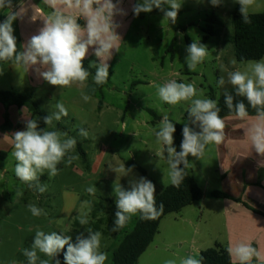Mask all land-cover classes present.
I'll return each mask as SVG.
<instances>
[{
  "label": "rangeland",
  "instance_id": "obj_1",
  "mask_svg": "<svg viewBox=\"0 0 264 264\" xmlns=\"http://www.w3.org/2000/svg\"><path fill=\"white\" fill-rule=\"evenodd\" d=\"M177 2L181 7L175 23L150 12H141L136 16L127 35L119 42V52H115L113 63H108L109 77L104 84H95L91 76L86 84L80 86L78 83L70 87L48 84L39 90L38 102L49 115L57 111L55 105L58 102L63 103L68 115L59 121L53 120L51 126L44 124L39 116H35L34 120L41 129L47 127L48 130L67 133L68 137L75 138V150L69 155L77 159L67 164L65 157L57 166L59 172L55 177L49 178L45 171L39 183L46 184L47 190L40 193L19 181L15 176L16 161L12 151L10 147L9 150L4 149L7 157L0 162V264H27L23 249L31 248L36 228L45 233L55 231L71 235L73 242L80 233L87 236L88 228L99 231L102 234L100 250L108 257L105 264H111L113 251L125 233L132 230L137 219V215L133 216L118 232L111 231L117 211L114 186L120 184L130 190L131 180L144 177L135 169L127 175L117 170L123 165L129 169L125 165L129 161L138 164L147 173L144 178L155 185V196L171 184L167 152L162 144L157 143L154 130L158 131L165 114L171 122L183 123L190 102L182 101L175 106L162 102L157 96L156 85L170 80L194 82L198 92L203 93V97L197 98L212 99L213 90L214 98L218 101L225 90L232 88L227 83V73L244 71L249 63L237 62L231 44L232 16L241 13L240 5L235 0H223L220 6H212L210 0ZM255 13H264V0H254L248 14ZM211 15L219 18L221 24H215L214 35L204 40L206 18ZM186 37L208 48L207 57L195 71H189L185 62ZM171 46L172 52L169 51ZM88 60L89 66L99 64L95 59ZM0 70L1 90H13V85L5 78L8 71L3 67ZM221 76L226 83L224 87H217V80ZM15 89L18 92L21 90ZM82 93L90 99L85 101ZM80 128L88 131L87 138L79 135ZM213 149L212 144L207 145L202 156L188 157L193 177L204 191L208 188L212 190L211 187L220 188L216 187L220 181L217 180L218 163ZM93 186L97 191L89 193L87 189ZM30 203L44 209L47 216H32L27 207ZM198 205L199 202H196L173 214L177 221L173 220V215L164 220L159 227V240H178L179 245L175 249L185 253L186 249H190L191 236H195L196 230V237L200 239L198 244L205 249L213 248L211 240L216 237L219 224L215 226L217 221L210 222L208 208L200 210ZM85 213L89 222L81 225L79 217ZM200 215L202 219L196 225L195 219ZM181 216L187 221L180 220ZM37 254V264L39 260L49 259L42 253ZM163 255L156 252L151 257L148 253L141 257L139 264H164ZM57 258L64 264L63 252ZM172 259L179 264V259ZM49 264H54V261L49 260Z\"/></svg>",
  "mask_w": 264,
  "mask_h": 264
},
{
  "label": "clouds",
  "instance_id": "obj_2",
  "mask_svg": "<svg viewBox=\"0 0 264 264\" xmlns=\"http://www.w3.org/2000/svg\"><path fill=\"white\" fill-rule=\"evenodd\" d=\"M54 9L43 21V26L38 33L23 44L18 51L17 40L13 35V21L17 14L10 13L0 23V61H11L17 65H23L27 69L35 66V71L48 84L56 87H70L74 83L83 85L90 72L82 61L86 58L89 48L93 47L94 55L99 59V64H93L96 71L93 76L94 83L102 85L109 77L108 61L114 51L119 52L120 36L116 32L113 16L117 13L126 14L122 8H118L113 0H46ZM240 5V12L244 23H251L248 9L254 0H235ZM212 6H220L223 0H210ZM167 4L169 10L163 5ZM12 7V0H0V9ZM181 4L177 0H142L133 6V13L138 16L141 12H151L153 8L164 11L165 17L172 23L176 22ZM84 20L82 26L78 21ZM187 56L185 62L189 71H195L197 66L205 60L208 48L198 42H192L186 47ZM235 64V61H233ZM2 71V70H0ZM226 80L221 76L217 80V87H224ZM227 83L235 90V96L246 99L247 104L256 110L255 122L250 124L245 134L249 139L252 149L264 157V59L250 61L244 71L235 70L227 73ZM157 96L169 105H177L180 102H190L187 109L189 123H185L182 129L183 139L178 152L174 145L173 134L176 131L174 123L165 114L160 121L158 131L154 130L156 141L164 146L167 152L169 164V178L173 186L179 187L184 180V168L189 165L187 157H200L207 145L220 144L224 139V120L220 117L221 109L218 101L203 97L202 91L198 92L193 83L177 82L170 80L163 85H156ZM85 101L89 96L83 95ZM226 107L234 112L240 119L249 116L243 100L234 103L233 94L227 90L224 92ZM57 111L43 117L47 126L53 124V120L59 121L68 115L63 103L55 105ZM191 125V126H190ZM192 126H195L192 127ZM196 128L199 131L195 130ZM79 135L87 138L89 133L80 128ZM12 156L14 157L15 176L22 184L34 188L40 193L47 190L46 184H40L39 178L45 171L49 178L58 175V165L67 157V164L77 159L69 155L76 147V139L68 137L67 133H61L48 128H39L37 120H27L26 130L16 131L14 134ZM66 137V138H65ZM183 165V168L180 165ZM134 167V166H133ZM117 171L127 175L131 168L125 169L124 165ZM130 190H126L120 184L114 186L116 196L115 220L112 232H118L129 219L139 214L143 220H154L163 213L164 205H156L155 185L144 177L129 182ZM89 193H95L96 187H89ZM34 217L47 216V212L34 204L27 205ZM87 214L79 217L81 225L88 224ZM88 235L80 233L75 242L71 235L58 234L53 231L45 233L36 228L31 248L23 249V255L27 258V264H37L38 252L49 259L39 260V264H61L57 258L63 252L64 264H105L107 254L100 250L102 234L99 231L87 230ZM66 249V251H65ZM233 264H252L254 258L264 264V255L251 243L238 242L227 249ZM164 264H177L176 260L169 259ZM179 264H203V257L199 259L188 256L180 259Z\"/></svg>",
  "mask_w": 264,
  "mask_h": 264
},
{
  "label": "crops",
  "instance_id": "obj_3",
  "mask_svg": "<svg viewBox=\"0 0 264 264\" xmlns=\"http://www.w3.org/2000/svg\"><path fill=\"white\" fill-rule=\"evenodd\" d=\"M113 3L117 4L118 8H122L126 13H117L113 16L114 23L118 25L116 32L122 41L125 35H127L131 24L137 18L132 10L137 0H113ZM53 10L54 9L46 0H12V7L10 9H0V23L7 18L8 14H17V18L13 21L12 26L14 29L13 35L17 40V48L18 51H20L22 50L21 46L25 44L32 35L38 33L39 29L43 26V21ZM78 22L82 26L85 23L82 18ZM86 59H89L88 61L95 59V61L99 63V59L94 55L93 47L89 48V52L83 61L86 62ZM114 59L115 51L108 63H113ZM2 67L4 70L8 71L6 73L8 75H5V78L13 85L11 86L13 87L11 91L18 90L15 88H19L21 89L19 93L33 94L38 101L39 90L45 88L48 83L38 75L35 71V66L27 69L25 66L14 64L11 61H0V68ZM78 86H80V84ZM1 88L0 86V91H6L1 90ZM92 88L94 89L95 87ZM6 114L9 116L11 126L5 129ZM255 118L256 116H248L246 119L242 120L236 116H229L223 119L225 123L224 139L220 144H212L214 152L216 151L218 163L216 170L217 180L220 181L216 187L220 188H212L210 186L212 190L208 188L207 191H204L199 185L205 192V196L202 200L198 201V206L200 210L202 208L207 210L208 208L210 215L213 217L210 216L209 221H217L215 226L219 224V230L217 231L218 236L216 235V237L211 240L213 246L220 244L228 248L230 245L243 241L251 243L253 247L257 248V250L264 255V157L260 156L252 149L251 143L245 134L246 128L255 122ZM27 120H34V117H32L31 113H29L26 108L11 107L7 111L0 102V152H6L4 149H8L9 147L10 152L13 151V134L16 131L26 130ZM146 176L147 173L144 177ZM162 190L158 192L156 196H158ZM216 191L222 192L233 199L241 200L242 203H238L231 199L212 198L211 193ZM172 215L173 214L166 216L162 222ZM183 217L184 216H181L180 220H183ZM172 218L174 221H177L175 215H173ZM201 219V215L200 217L197 216L195 219L196 225H198ZM186 221V219L183 220V222ZM162 222L160 226H162ZM189 223H191V221H189ZM196 235L198 236L195 230V236H191L190 249H186L185 253H183L180 249H175L177 245H179L177 244L178 240L175 242L171 239L161 241L158 237L160 236V232H158L154 241L142 256L149 253L152 257L154 253L158 252L162 255L164 253L163 256H165V261L172 258L179 259L180 261V259H182L181 257L185 255L193 256L198 259L202 251L210 248H202V246L198 244L200 239H198ZM183 243H185V241H183ZM137 264H139V262ZM252 264H261V262L254 258Z\"/></svg>",
  "mask_w": 264,
  "mask_h": 264
},
{
  "label": "trees",
  "instance_id": "obj_4",
  "mask_svg": "<svg viewBox=\"0 0 264 264\" xmlns=\"http://www.w3.org/2000/svg\"><path fill=\"white\" fill-rule=\"evenodd\" d=\"M163 8L169 10L167 4H164ZM150 13L165 17L164 11H161L160 9L153 8ZM248 15L251 23L247 24L243 22L241 13H234L232 16L233 35L231 38V44L234 49V57L237 62L240 63L259 61L264 58V13ZM206 22L207 26L203 29V32L205 33V36L203 37L204 40H207L209 36L214 35L215 24H221L220 19L215 15L208 16ZM186 42L188 45L192 43L189 37H186ZM169 51H173V46H171ZM82 64L90 72L88 78L94 76L96 69L89 66L85 61H82ZM227 91L233 94L234 103L241 100L244 101L249 116H256V110L247 104L245 98L235 96V90L233 87ZM211 98L215 100L213 90H211ZM0 102L7 111L11 107H17L26 108L29 113H31L32 117L39 116L43 118L49 115L40 106L33 94H22L15 91H0ZM218 107L221 109L219 115L222 119L229 116H235L234 112L230 111L224 103V93L218 99ZM151 114L155 118H158L154 112H151ZM185 123H189L187 112L184 115L183 123H174L176 131L173 134V146L178 152L180 151V144L183 139L182 129ZM10 126L9 116L6 114L4 128L6 129ZM192 127L195 128V126ZM195 130L199 131L198 128ZM82 154L85 155L83 152ZM6 157V152H0V162ZM125 164L128 168L139 171L143 176L146 175L144 169L135 162L129 161ZM180 167L183 168V165L181 164ZM204 196L205 192L195 181L188 165L187 168H184V180L179 187L170 184L155 197L157 207H159L161 203L164 205L163 213L160 216L154 220H143L140 218L139 214H137L134 227L130 232L125 233L124 238L113 251L111 264H137L141 256L146 252L158 234L162 220L170 214L181 212L183 209L202 200ZM211 197L216 199H231L238 203H242L241 200L233 199L219 191L211 193ZM245 206L248 207L247 205ZM253 211L262 214L256 210ZM227 249L228 248L223 245L216 244L213 248L202 251L198 259L203 257V264H233L232 258L229 256Z\"/></svg>",
  "mask_w": 264,
  "mask_h": 264
}]
</instances>
